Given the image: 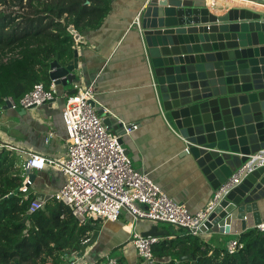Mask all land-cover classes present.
Segmentation results:
<instances>
[{
  "label": "water",
  "instance_id": "obj_1",
  "mask_svg": "<svg viewBox=\"0 0 264 264\" xmlns=\"http://www.w3.org/2000/svg\"><path fill=\"white\" fill-rule=\"evenodd\" d=\"M242 1L264 7V0ZM135 25L160 111L215 192L244 165L251 162L254 169L221 195L198 234H241L257 228L262 224L257 203L264 199V10L232 8L214 15L206 0H149ZM70 32L75 34L73 28ZM78 70L75 51L65 66L52 63L50 79L67 87L78 82ZM15 103L9 98L3 110ZM48 200L37 195L39 203ZM240 220L243 228L231 232ZM164 235L156 225L143 234Z\"/></svg>",
  "mask_w": 264,
  "mask_h": 264
},
{
  "label": "crops",
  "instance_id": "obj_2",
  "mask_svg": "<svg viewBox=\"0 0 264 264\" xmlns=\"http://www.w3.org/2000/svg\"><path fill=\"white\" fill-rule=\"evenodd\" d=\"M147 1L112 0L109 14L101 26L84 31L75 41L79 58L76 74L78 82L95 87L97 113L104 122L110 120L108 125L113 133L122 136V144L133 168L148 174L175 203L185 205L192 215H196L209 207L216 192L160 111L135 25ZM206 4L210 5L214 15H223L232 8L264 10L258 4L242 0H206ZM56 90L54 102L25 114L21 109L0 112V142L16 153L26 175L25 165L33 155L54 162L43 171L28 174L29 177L34 175L31 194L49 196V200H53L52 196L65 183L59 164L68 158L69 137L62 111L74 84L56 86ZM125 126H137L138 129L125 136ZM257 206L264 224V199ZM254 220L256 218L252 215L250 221L253 223ZM244 224L237 221L231 226V232H237ZM155 225L166 234L161 239H172L180 233L177 229L173 231L168 224L135 221L124 211L118 222H91L92 231L86 235L87 239L84 241V238L79 247L71 246L60 256L65 264H99L107 258L121 264H139L141 258L130 242L131 232L143 235ZM241 234L207 233L198 236L214 248L228 249Z\"/></svg>",
  "mask_w": 264,
  "mask_h": 264
},
{
  "label": "trees",
  "instance_id": "obj_3",
  "mask_svg": "<svg viewBox=\"0 0 264 264\" xmlns=\"http://www.w3.org/2000/svg\"><path fill=\"white\" fill-rule=\"evenodd\" d=\"M111 2L0 0V112L9 98L19 103L36 84L49 88L52 63L65 66L72 60L76 36L101 26ZM24 174L16 153L2 148L0 264H65L61 253L87 239L91 222L79 226L70 208L54 199L30 214L37 196L26 199L20 192ZM237 245L234 251L214 248L198 235L178 233L153 247L151 264H264V232L249 229ZM185 256L191 259L182 261Z\"/></svg>",
  "mask_w": 264,
  "mask_h": 264
},
{
  "label": "built area",
  "instance_id": "obj_4",
  "mask_svg": "<svg viewBox=\"0 0 264 264\" xmlns=\"http://www.w3.org/2000/svg\"><path fill=\"white\" fill-rule=\"evenodd\" d=\"M74 90L75 94L67 96L62 111L69 137L68 158L59 164L65 183L52 199L68 206L80 225L94 221L118 222L122 212L127 211L135 221L170 224L176 229H189L193 235H198L201 224L220 203L221 195L240 184L254 170L251 162L244 165L219 189L206 210L192 215L185 205L175 203L148 174L133 168L121 143L122 136L113 133L97 113L95 87L77 82ZM56 96L54 81L49 89L42 83L36 84L11 110L38 108L54 102ZM137 129V126H125L124 135L130 136ZM4 147L8 148L0 142V150ZM185 151L189 153L187 148ZM48 164L53 165L54 162L33 155L25 169L43 171ZM24 177L20 192L28 199L34 182L28 174ZM44 205L45 202L34 201L30 207L31 214L43 209ZM257 229L264 232V224ZM160 241L161 238L131 232L130 242L147 264L154 263L152 250ZM237 246V241L233 242L228 250L234 251ZM99 264L119 262L107 258Z\"/></svg>",
  "mask_w": 264,
  "mask_h": 264
},
{
  "label": "bare ground",
  "instance_id": "obj_5",
  "mask_svg": "<svg viewBox=\"0 0 264 264\" xmlns=\"http://www.w3.org/2000/svg\"><path fill=\"white\" fill-rule=\"evenodd\" d=\"M251 5V4H250ZM253 5V4H252ZM260 8H264V7H262V6H259Z\"/></svg>",
  "mask_w": 264,
  "mask_h": 264
}]
</instances>
